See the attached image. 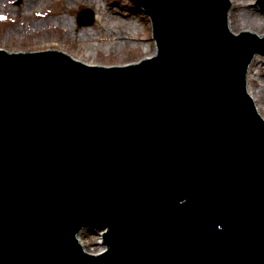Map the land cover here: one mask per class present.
Returning a JSON list of instances; mask_svg holds the SVG:
<instances>
[{
    "label": "water",
    "instance_id": "1",
    "mask_svg": "<svg viewBox=\"0 0 264 264\" xmlns=\"http://www.w3.org/2000/svg\"><path fill=\"white\" fill-rule=\"evenodd\" d=\"M132 1L157 45L138 61L0 48V264H264V116L247 86L264 33L233 31L231 0Z\"/></svg>",
    "mask_w": 264,
    "mask_h": 264
},
{
    "label": "rangeland",
    "instance_id": "2",
    "mask_svg": "<svg viewBox=\"0 0 264 264\" xmlns=\"http://www.w3.org/2000/svg\"><path fill=\"white\" fill-rule=\"evenodd\" d=\"M237 2L229 12L232 30L250 29L262 34L264 13L255 0ZM86 7L95 14L91 26L97 35L90 38L78 35L82 26L76 20L79 10ZM100 8L105 10V20L113 31L105 29ZM66 16L73 24L69 25ZM0 48L13 52L56 48L87 63L111 65L150 56L156 51V43L150 17L132 0H0ZM256 64H260L261 73L253 79L251 71L248 86L258 92L256 101L264 116L263 55L254 57L251 70ZM78 237L90 252L106 246L100 228L85 227Z\"/></svg>",
    "mask_w": 264,
    "mask_h": 264
},
{
    "label": "bare ground",
    "instance_id": "3",
    "mask_svg": "<svg viewBox=\"0 0 264 264\" xmlns=\"http://www.w3.org/2000/svg\"><path fill=\"white\" fill-rule=\"evenodd\" d=\"M31 1H35V0H31ZM231 2H232V5H236L238 2H237V0H231ZM240 4V3H239ZM100 10H101V12H102V15H101V19L103 20V21H105V24H104V27H105V29H109L110 31L112 30L113 31V28L111 27V25L109 24V22H106V20H105V17H104V15H105V10L104 9H102V8H100ZM250 12H248V13H246V14H244V16L245 15H248ZM252 13H253V11H252ZM230 14H231V12H230ZM66 19H67V21H68V23H69V25L72 23L73 24V20H71V18H69L68 16H66L65 17ZM230 23H231V19H230ZM76 28V27H75ZM264 33V32H263ZM262 33V34H263ZM78 35L79 36H81V37H87V38H90V37H93V35H97V32L96 31H94V28L91 26V25H86V26H82L81 28H80V30H79V33H78ZM253 62V61H252ZM252 64V63H251ZM252 71V73H253V79H255L256 77V74L258 73V74H260L261 73V66H260V64H256L255 65V68L254 69H252L251 70V66H250V69H249V74H248V80L250 81V72ZM248 90H249V92H250V94L252 95V97H253V99H254V101H255V103H256V105H257V101H256V99H257V94H258V92L255 90H252L251 89V87L250 86H248ZM257 108H258V110H259V112L262 114V112H261V110H260V107L257 105Z\"/></svg>",
    "mask_w": 264,
    "mask_h": 264
}]
</instances>
